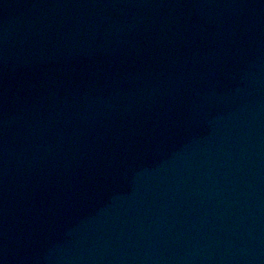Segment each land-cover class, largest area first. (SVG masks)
<instances>
[{
    "label": "water",
    "instance_id": "obj_1",
    "mask_svg": "<svg viewBox=\"0 0 264 264\" xmlns=\"http://www.w3.org/2000/svg\"><path fill=\"white\" fill-rule=\"evenodd\" d=\"M0 264H264V0H0Z\"/></svg>",
    "mask_w": 264,
    "mask_h": 264
}]
</instances>
